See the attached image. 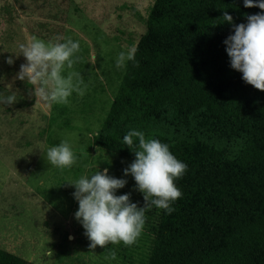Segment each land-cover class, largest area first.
I'll list each match as a JSON object with an SVG mask.
<instances>
[{
  "label": "trees",
  "instance_id": "16d2710c",
  "mask_svg": "<svg viewBox=\"0 0 264 264\" xmlns=\"http://www.w3.org/2000/svg\"><path fill=\"white\" fill-rule=\"evenodd\" d=\"M225 11L241 23L245 14L264 10L244 7L243 0H154L146 16L135 14L145 28L131 43L135 61L116 68L119 80L98 127H84L78 146L72 145L76 162L58 171L74 179L104 168L123 173L135 156L122 137L134 128L166 143L187 164L175 180L182 196L170 214L146 209L131 246L89 248L76 220L74 244L63 235L53 264H264V91L230 67L223 41L233 29L218 23ZM76 63L83 73V60ZM51 110L57 130L75 129L66 104ZM47 141L60 142L56 130ZM91 147L101 154L90 157ZM130 177V201L143 206ZM71 203L53 205L75 212L78 204ZM0 264L37 263L0 248Z\"/></svg>",
  "mask_w": 264,
  "mask_h": 264
},
{
  "label": "rangeland",
  "instance_id": "374dc122",
  "mask_svg": "<svg viewBox=\"0 0 264 264\" xmlns=\"http://www.w3.org/2000/svg\"><path fill=\"white\" fill-rule=\"evenodd\" d=\"M153 1L0 0V48L15 51L17 42L33 35L45 41L71 37L79 41L76 56L84 62V94L74 92L66 104L73 115V131L57 130L55 123L51 124L53 104L29 98L26 87L30 86L25 82L16 80L13 85L23 99L10 106L0 105V248L37 264H53L63 235H67L69 247L74 244L78 235L74 211L53 205L68 208L70 200L78 204L72 196L74 187L66 181L74 178L46 161L43 150L53 146L47 136L54 129L60 141L78 146L84 127L90 123L93 130L98 127L115 92L112 84L119 80L115 71L118 53L132 48L133 40L144 31L138 17L146 16ZM129 37L134 39L128 41ZM6 50L0 54V74L7 82L24 57L10 66L5 57L11 53ZM76 66L75 62L72 70L77 72ZM98 154L101 152L95 147L90 148V157ZM109 174L117 178L124 175ZM123 193H131V187L126 184L117 190V195Z\"/></svg>",
  "mask_w": 264,
  "mask_h": 264
},
{
  "label": "clouds",
  "instance_id": "9594fccd",
  "mask_svg": "<svg viewBox=\"0 0 264 264\" xmlns=\"http://www.w3.org/2000/svg\"><path fill=\"white\" fill-rule=\"evenodd\" d=\"M244 7L256 6L264 10V0H243ZM222 21L233 31L223 43L230 60V67L242 73V80L264 91V11L245 14V22L235 23L234 17L223 12ZM15 51L0 48L11 53L5 57L13 65L20 56V64L10 81L0 74V105L10 106L23 95L13 85L16 80L25 82L27 96L45 104H68L75 92L84 94L81 73L73 69L79 59L78 40L71 37L45 41L33 35L24 42H17ZM135 48L122 50L116 58V67H125L128 61H135ZM96 135L99 136L97 130ZM123 143L134 153L133 161L123 169L124 175L117 178L107 168L81 174L74 180H66L74 187L72 196L78 203L74 218L82 225L90 241L89 248L123 243L133 245L142 232L146 209L155 206L166 214L174 211L172 204L182 196L175 180L182 177L187 164L179 160L166 143L159 139L146 138L137 129H129L122 137ZM48 164L57 169L70 168L76 162L72 145L61 140L58 144L43 150ZM135 181V189L144 197V205L130 201V193L117 195V190L127 184V175ZM71 238V237H70ZM52 253L49 252V255ZM115 259V253H112Z\"/></svg>",
  "mask_w": 264,
  "mask_h": 264
}]
</instances>
